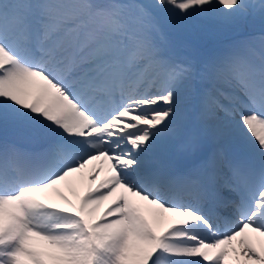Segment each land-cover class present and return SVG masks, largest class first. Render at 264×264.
Here are the masks:
<instances>
[{"label":"snow or ice","instance_id":"obj_1","mask_svg":"<svg viewBox=\"0 0 264 264\" xmlns=\"http://www.w3.org/2000/svg\"><path fill=\"white\" fill-rule=\"evenodd\" d=\"M257 22L264 0H0V264H264V38L181 49Z\"/></svg>","mask_w":264,"mask_h":264},{"label":"rangeland","instance_id":"obj_2","mask_svg":"<svg viewBox=\"0 0 264 264\" xmlns=\"http://www.w3.org/2000/svg\"><path fill=\"white\" fill-rule=\"evenodd\" d=\"M256 23L255 24H251L248 26H245L241 29H227V28H215V27H206L204 29H202L198 35L196 36L195 39H193L192 37H186L185 39L182 40L181 42V49L184 53V55L189 56L191 59H193L196 63H202V52H203V48L204 45H207V49L210 50V55H209V59L212 58V54L214 52L223 50V48L227 47H232L236 42L241 41V37H231L226 38V39H222V37H229L231 35H233V33H240L243 32L244 33L249 31H253V29H256ZM248 31V32H249ZM239 116V115H237ZM224 118V115L221 116ZM9 139H11V134H9ZM73 198H75V196H73ZM63 202V201H61Z\"/></svg>","mask_w":264,"mask_h":264},{"label":"bare ground","instance_id":"obj_3","mask_svg":"<svg viewBox=\"0 0 264 264\" xmlns=\"http://www.w3.org/2000/svg\"><path fill=\"white\" fill-rule=\"evenodd\" d=\"M256 24H257L256 29L255 30L253 29V31L248 30L249 32L247 31L245 33H244L245 30L243 32H240V33L236 32V33H233V35H231L229 37L224 36V37H222V39H226V38L230 39L233 36L238 37V38L241 37L242 40H252L255 43V45L257 47H259L261 39L264 38V26L260 25L258 22ZM230 48L231 47H229V48L225 47V48H223V50H220V51L217 50V52L214 53L213 57L224 54ZM236 111H238V113H239L241 111V109H239L236 106ZM238 113H237V115H238ZM237 115L235 116V119L239 120V116H237ZM229 142L232 143V142H234V140L229 141ZM235 154L237 156L240 155V153H238V152ZM94 163L99 164L98 161L94 162ZM106 174H107V169L105 168V171L101 173V178ZM60 187L65 192L66 195H68L70 198H73L75 192H79L82 194V192L87 188V181H81L79 178H71L70 186L68 184H62ZM56 202L63 203V202H61L59 197H56ZM250 264H255V262H250Z\"/></svg>","mask_w":264,"mask_h":264},{"label":"trees","instance_id":"obj_4","mask_svg":"<svg viewBox=\"0 0 264 264\" xmlns=\"http://www.w3.org/2000/svg\"><path fill=\"white\" fill-rule=\"evenodd\" d=\"M203 57L206 58L207 54L210 52V50L206 49V47L203 48Z\"/></svg>","mask_w":264,"mask_h":264}]
</instances>
